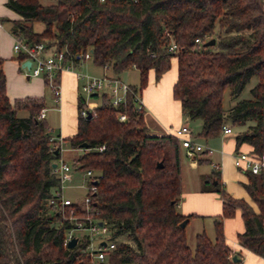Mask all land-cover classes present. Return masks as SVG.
I'll return each instance as SVG.
<instances>
[{
    "label": "trees",
    "instance_id": "1",
    "mask_svg": "<svg viewBox=\"0 0 264 264\" xmlns=\"http://www.w3.org/2000/svg\"><path fill=\"white\" fill-rule=\"evenodd\" d=\"M6 4L22 17L12 20L15 35L64 50L76 66L87 52L94 64L108 65L117 75L134 66L140 72V91L150 71L158 79L176 58L173 96L183 115L201 121L199 134L216 136L227 124L237 128L236 151L248 144L251 151L264 153V0ZM35 21L44 24L42 31L34 29ZM207 37L215 43L206 46ZM172 41L178 45L176 52L168 50ZM3 62L0 57V264H95L83 251L87 236L77 239L74 247L64 245L66 233L74 227L70 211L82 214L78 219L89 213L108 225L115 243L108 260L114 264H242V255L224 234V219L237 210L244 221L239 243L264 257V172L244 173L246 199L233 197L220 171L213 170L202 190L220 195L222 213L215 217V237L198 232L192 246L181 223L193 215L178 209L181 143L172 134L151 133L131 93L117 106L106 94H95L91 116L78 113L76 134L64 139L69 147L82 149L75 163L94 171L96 189L90 193L89 207L74 203L63 212L55 210L49 199L60 179L52 165L61 151L53 149L48 123L40 117L46 103L31 96L10 100ZM254 76L258 82L251 97L225 109V89L229 87L236 98ZM83 105L79 97L78 110ZM21 110L27 114L21 115ZM119 113L127 120L119 121ZM83 143L88 147H81ZM208 154L200 153L197 161H209ZM234 255L240 260L234 261Z\"/></svg>",
    "mask_w": 264,
    "mask_h": 264
},
{
    "label": "crops",
    "instance_id": "2",
    "mask_svg": "<svg viewBox=\"0 0 264 264\" xmlns=\"http://www.w3.org/2000/svg\"><path fill=\"white\" fill-rule=\"evenodd\" d=\"M54 1H51L49 4ZM6 3L7 0H0V19H5V22L10 23L9 28H7L5 27V22H3V28L0 30V57L4 59L3 70L6 75L7 95L12 101L16 98H24L27 96L44 98L46 109L48 110L45 119L49 129H51L53 134L61 135L63 138L72 137L76 134L77 130L78 99L80 97L79 80L76 75V70H64L60 73L61 98L59 101L47 86L46 80L43 77L29 75L24 69L25 65L28 66V61L23 55H19L13 50L15 34L13 32L12 20H18L22 17L9 8ZM172 60L173 67L163 73L160 78L157 79L154 72L151 71L152 74L149 76L148 83L141 91L145 105L143 112L144 121L150 132L154 134L172 133L183 124L189 125V121L191 120L183 115L180 101L175 99L172 94L173 85L177 78L176 58ZM88 62L92 63V66L87 65ZM84 64H86L88 69L99 67L104 73L102 66L94 64L91 59L85 61L82 65ZM118 76L120 77V74ZM52 110L57 112L61 119L59 126H56L58 132L57 128L49 122ZM201 124L200 121V129ZM193 134L196 139L197 137L194 131ZM223 134L230 136L233 133ZM240 149L250 150L251 146L243 144ZM68 150H75L78 156L82 153L81 148L73 149L67 145V148L61 151V157L65 160L64 153ZM235 151L236 144L234 136L228 142L224 143V147L215 157L210 154L207 155L206 157L209 159L207 162L199 163L197 159L203 155H198L194 159V157L187 155L186 149L181 148L182 194L178 209L184 215H193L187 223L186 233L189 228L195 231L206 232V225L214 229L215 217L222 213L223 201L220 195L214 191L202 190L204 181L210 178L214 170L213 163L220 165L221 180L225 188H227V191L234 197L248 199L244 188L245 196H236L233 194V190L228 187V185H231L233 178L241 185L242 182L246 181V178L243 176L244 173L236 169L233 164V153ZM184 157L187 158V162ZM78 170L83 172L82 169ZM234 216L224 219V234L227 243L232 249L242 255V264H264V257L253 253L239 243L238 234L244 230V221L240 211H238V217L236 215ZM232 219L239 221H232ZM227 227L228 232H226ZM211 237L214 236L211 235Z\"/></svg>",
    "mask_w": 264,
    "mask_h": 264
},
{
    "label": "built area",
    "instance_id": "3",
    "mask_svg": "<svg viewBox=\"0 0 264 264\" xmlns=\"http://www.w3.org/2000/svg\"><path fill=\"white\" fill-rule=\"evenodd\" d=\"M104 1V0H100ZM3 21L0 20V30L3 28ZM209 38L207 37L206 40ZM200 38H196V42H201ZM13 50L30 63V66H24V69L31 76H41L46 80L47 86L51 89L56 99L59 101L61 98V84L57 80L58 73L64 70H74L77 66L71 59L66 58L64 50L56 51L52 46H49L46 41H29L24 37L15 35ZM169 51L176 52L178 45L173 41L170 43ZM91 59L92 55L87 52L83 58L80 59L78 64L82 65L85 61ZM104 73L102 75H94L76 71L77 78L79 80V95L83 100L84 105L78 110V113L83 117H88L94 110L93 95L106 94L113 105L117 106L125 102L127 95L132 94L134 106L138 111L144 110V101L141 91L132 84L124 81L113 72L108 65L102 66ZM133 68H135L133 66ZM47 109L43 108L40 112V117L45 118ZM119 121H126L127 115L119 113L117 115ZM50 141L52 142L53 149L65 150V145H68L66 140L61 135H55L50 129ZM222 132L225 134L233 133V128L230 125H223ZM177 137L181 143V146L186 149L189 157H196L204 152L208 151L209 154L212 150L198 142L194 138L192 129L187 124H183L176 128L172 133H169ZM104 146L99 147L103 150ZM208 154V155H209ZM57 166L55 172L60 179V185L53 189L52 195L49 199V204L57 211L63 212L67 206L74 205L70 198L64 197V183L71 182L73 180V173L78 170L77 166L70 164L67 160L60 157L56 161ZM233 164L242 173L252 172L258 174L264 172V153L258 154L251 150L235 151L233 153ZM213 168L220 171V165L213 163ZM84 175L90 179L89 182V194L84 199L87 207L92 202L91 192L95 191L94 171L92 169H82ZM73 214V213H72ZM69 220L74 223V227L66 233L64 239V245L68 246L69 241L76 237L78 240L88 237L89 242L84 248V252L88 253L93 263H104L108 257L109 251L115 247L114 241L110 240L111 232L108 225L101 220L93 217L91 214H86L84 218L78 219L76 216H69ZM102 222V225L100 224ZM75 231L83 232V235H75ZM105 243V244H103Z\"/></svg>",
    "mask_w": 264,
    "mask_h": 264
},
{
    "label": "rangeland",
    "instance_id": "4",
    "mask_svg": "<svg viewBox=\"0 0 264 264\" xmlns=\"http://www.w3.org/2000/svg\"><path fill=\"white\" fill-rule=\"evenodd\" d=\"M40 1L44 4H49L53 0H40ZM9 25H10V23L5 22V27L9 28ZM33 25H34V29L37 31H42L44 29V24L42 22L35 21L33 23ZM172 64H173V60L171 62V67H173ZM87 65L92 66V63L88 62ZM74 70L84 72V73L94 74V75H100V74L102 75V73H103L101 68L93 67V68L88 69L86 64L79 65V67L77 66ZM151 74H152V72L150 71L149 76H151ZM120 77L128 83H130V84L132 83V85L135 87L139 86L140 72L136 68H133V67L128 68L127 70H125L124 72H122L120 74ZM257 82H258V77H256V76L252 77L251 80L249 81V83H247L245 88L241 91V93L236 98L232 97L231 89L229 87H227L223 93V105H224L225 109L230 108L232 105H234L240 99L250 98L251 97V89L256 85ZM19 113L22 115L27 114V112L24 110H21ZM47 113H48V110H47L46 114ZM50 115H51V117H50L51 119L49 118L50 124H53L55 127L59 126V124L61 122L59 114L52 110ZM189 127L194 131V133L197 137L196 138L197 141L203 145H207V147H209L212 150V153L210 155L213 157H215L217 154L220 153V150L224 147L225 142H228L233 136H235V134H232L230 136H226L223 133H219L216 136L205 138L199 134L201 129H200V120H198V119L190 120L189 121ZM233 130L236 132L237 128H234ZM57 132H58V128H57ZM65 147L67 148V145H65ZM75 152H76L75 150H68L64 154H65L66 160L70 164H73V162H74V165L77 166L76 165L77 163H75V159L78 157V155ZM184 158H185V161L187 162V158L186 157H184ZM90 181L91 180L88 179L84 175V172L79 171V170H75V172L73 173V180L71 182L64 183V188H65L64 189V197L70 198L73 202L79 204L81 207H86L84 199L89 194V182ZM228 187H229V189L233 190V194H235L236 196H245L244 195L245 192H244L242 185L240 183H238L235 178H233L231 185H228ZM225 189L227 190V188H225ZM238 211L239 210H237L235 213L236 217H238ZM69 215L70 216L74 215L77 218L82 216V214H72V211L69 212ZM229 218H231V217H229ZM232 221H239V220H233L232 219ZM205 228L207 230L206 232L208 235L211 234L212 236L215 237V226H214V229L210 228L209 225L208 226L206 225ZM198 232H201V231H195V230H192L191 228L188 229L187 238L189 240V243L192 246H194L195 235ZM226 232H228V227L226 228ZM75 235L81 236V235H83V232L75 231ZM211 235H209V236L211 237ZM96 264H98V263H96ZM103 264H114V263L112 262V260L109 261L108 257H107ZM250 264H252V263H250Z\"/></svg>",
    "mask_w": 264,
    "mask_h": 264
},
{
    "label": "water",
    "instance_id": "5",
    "mask_svg": "<svg viewBox=\"0 0 264 264\" xmlns=\"http://www.w3.org/2000/svg\"><path fill=\"white\" fill-rule=\"evenodd\" d=\"M215 41H216L215 38H211V39H209V40H207V41L205 42V45H206V46L213 45V44L215 43ZM28 66H30V63H29V62H28ZM90 116H91V114L88 115V117H90ZM81 147H83V148H87V147H88V144H87V143H83V144L81 145ZM57 153H58V151H55V154H57ZM52 166H53L54 168H56L57 163L54 162ZM159 166H162V163H159ZM93 183L95 184L96 181L94 180ZM188 221H189V218L185 219V220L181 223V227L185 228L186 225H187V223H188ZM100 224L102 225V222H100ZM76 243H77V238H76V237H73V238L69 241V243H68V247H70V248H71V247H74V246L76 245ZM103 244H105V243H103ZM233 260H234V261H239L240 258H239L237 255H234V256H233ZM47 264H53V263H47Z\"/></svg>",
    "mask_w": 264,
    "mask_h": 264
}]
</instances>
